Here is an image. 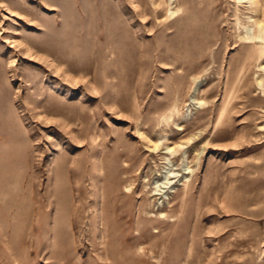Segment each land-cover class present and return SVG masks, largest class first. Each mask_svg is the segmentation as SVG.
I'll list each match as a JSON object with an SVG mask.
<instances>
[{"label": "rangeland", "instance_id": "obj_1", "mask_svg": "<svg viewBox=\"0 0 264 264\" xmlns=\"http://www.w3.org/2000/svg\"><path fill=\"white\" fill-rule=\"evenodd\" d=\"M151 1L0 0V264H264L254 15Z\"/></svg>", "mask_w": 264, "mask_h": 264}, {"label": "bare ground", "instance_id": "obj_2", "mask_svg": "<svg viewBox=\"0 0 264 264\" xmlns=\"http://www.w3.org/2000/svg\"><path fill=\"white\" fill-rule=\"evenodd\" d=\"M191 1H194V0H191ZM161 2L166 4V11L170 15L173 13H176L177 11H179L181 9V4L177 1H176L175 8L172 9L170 7V3L168 2V0H159L158 2H156V0H152L151 4H150L152 6V9L150 11L155 12L157 7L153 8V5L156 3L159 4ZM245 2L247 3V5H246L247 9H249L250 12H252L254 16L247 15V20L250 21V24L244 26L245 32H243V34L240 33L241 35L239 36V39L243 43L249 44L253 48V54L250 56V58L257 61L259 63V65H262L261 69L264 70V64H263L264 63V0H235L236 6H238V5L245 6V5H243ZM238 20H237V22H238ZM51 40H54V39L51 38ZM185 40L187 43L190 44V46L191 45H195L197 47L199 46V43L201 40V28H200V24H199V22H197V20L193 19L190 22V30L186 34ZM41 49H42V51L45 52V53H41V54H45V56H44L45 59H47V57L51 55L52 60L55 62H56L57 58L53 55L54 53H52L53 49H55V52L57 49L61 53V56H64L65 53H67L66 55H72L73 54V50L70 47H66L63 50H60V49L55 48V47L53 48V46H50L49 48H43L42 47ZM25 51H27L29 54H32L31 47L29 45L25 47ZM41 58H43V57H41ZM246 58H247V56L244 57V59H246ZM59 65H60L59 63L55 64V66H57V68ZM187 67L188 68H186V69H190V71H191V66L189 65ZM70 71H71V67L67 64L66 69H63L62 72H63V74H69ZM239 73L240 72H238V75H239ZM223 105H225V104L223 103ZM223 112H224V106L222 107L217 120L220 119ZM176 126H177V129L182 128L179 124H176ZM137 131H138V129H137ZM149 142H151V140H149ZM159 143H160V140L153 141L152 142V149L158 148ZM179 144H174L173 146H171L169 144H165V146H164L165 153L166 154H172L173 152H175L178 149V147L180 146ZM163 158L168 159L169 157L163 156ZM186 168H188V166ZM171 170L172 169L170 168V169H167V171L165 172L164 181L158 183V180H156L155 181L156 184L153 185L152 187H149V189L146 190L147 196H153V195L156 196L159 194L160 196L165 197L169 192L173 191L174 185L172 186L173 183L170 180V177L175 176L176 173L172 172ZM185 170H187V169H185ZM189 171H192V169H189ZM189 171H187L186 173H188ZM178 179L181 180L180 184L186 185V182L188 180V176L184 173H181L180 177Z\"/></svg>", "mask_w": 264, "mask_h": 264}]
</instances>
